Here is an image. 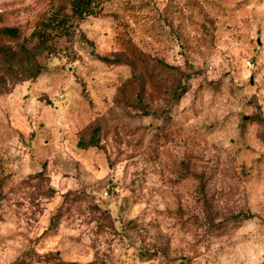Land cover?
Returning a JSON list of instances; mask_svg holds the SVG:
<instances>
[{
  "label": "rangeland",
  "instance_id": "1",
  "mask_svg": "<svg viewBox=\"0 0 264 264\" xmlns=\"http://www.w3.org/2000/svg\"><path fill=\"white\" fill-rule=\"evenodd\" d=\"M57 1L0 0L42 66L0 59V264H264V0H106L27 40Z\"/></svg>",
  "mask_w": 264,
  "mask_h": 264
},
{
  "label": "trees",
  "instance_id": "2",
  "mask_svg": "<svg viewBox=\"0 0 264 264\" xmlns=\"http://www.w3.org/2000/svg\"><path fill=\"white\" fill-rule=\"evenodd\" d=\"M106 0H60L52 5L51 10L45 13L39 20L35 29L30 33L27 40L36 39L40 44H44L52 32L59 36H69L75 23L88 16L97 15L103 2ZM0 16V24H1ZM0 37L17 42L16 47L11 45H0V59L12 67H20L22 59L26 61V70L29 73L22 81L34 80L42 72V66L36 62L31 52L24 47V42L19 41L23 38V33L18 26L0 25ZM30 57L34 60L31 61ZM30 65V67H29ZM185 87L180 89V95L185 91ZM98 132V127L93 129V135L88 139V146H97L98 140L94 134Z\"/></svg>",
  "mask_w": 264,
  "mask_h": 264
},
{
  "label": "built area",
  "instance_id": "3",
  "mask_svg": "<svg viewBox=\"0 0 264 264\" xmlns=\"http://www.w3.org/2000/svg\"><path fill=\"white\" fill-rule=\"evenodd\" d=\"M209 68L211 69L212 67L211 66H209ZM106 194V193H105Z\"/></svg>",
  "mask_w": 264,
  "mask_h": 264
}]
</instances>
